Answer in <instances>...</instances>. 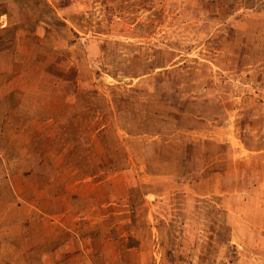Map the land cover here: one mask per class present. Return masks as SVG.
I'll list each match as a JSON object with an SVG mask.
<instances>
[{"label":"rangeland","instance_id":"374dc122","mask_svg":"<svg viewBox=\"0 0 264 264\" xmlns=\"http://www.w3.org/2000/svg\"><path fill=\"white\" fill-rule=\"evenodd\" d=\"M2 227L0 264H264V0H0Z\"/></svg>","mask_w":264,"mask_h":264},{"label":"crops","instance_id":"0c3cea01","mask_svg":"<svg viewBox=\"0 0 264 264\" xmlns=\"http://www.w3.org/2000/svg\"><path fill=\"white\" fill-rule=\"evenodd\" d=\"M35 221V220H34ZM57 220L56 219H54L53 220V226H54V228L56 227V225H57ZM51 223V222H50ZM54 232L56 233V231L54 230ZM5 233V234H4ZM5 237V238H4ZM5 240H4V239ZM10 238H12L13 239V237H10V235H9V232L7 231H5L4 229H3V227L2 228H0V244L1 243H3V242H6V244H7V246L10 244ZM61 240V239H60ZM59 240V241H60ZM29 249H31V248H29ZM63 248H62V246H61V242H58L57 244L55 243L54 245H53V247L49 250V252L54 256V257H59L60 255H61V250H62ZM44 255H46V254H44ZM55 264H61V261H59L58 263H55Z\"/></svg>","mask_w":264,"mask_h":264}]
</instances>
